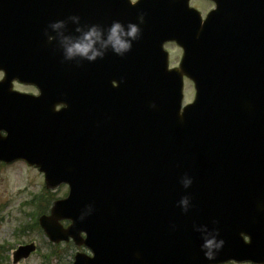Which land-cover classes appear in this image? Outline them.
<instances>
[{
    "label": "water",
    "instance_id": "95a60500",
    "mask_svg": "<svg viewBox=\"0 0 264 264\" xmlns=\"http://www.w3.org/2000/svg\"><path fill=\"white\" fill-rule=\"evenodd\" d=\"M51 1L0 0V162L69 186L39 218L49 239L91 250L74 264H264V0H214L199 28L188 10L146 20L127 0ZM117 22L138 27L129 51L65 59L61 33L75 42ZM168 41L183 48L179 67ZM185 76L196 97L182 109ZM36 249L20 245L13 263Z\"/></svg>",
    "mask_w": 264,
    "mask_h": 264
},
{
    "label": "rangeland",
    "instance_id": "374dc122",
    "mask_svg": "<svg viewBox=\"0 0 264 264\" xmlns=\"http://www.w3.org/2000/svg\"><path fill=\"white\" fill-rule=\"evenodd\" d=\"M171 64L180 58L178 46L169 45ZM33 90L30 87H22ZM184 103L194 99L195 89L186 79ZM44 174L23 161L0 163V264H13V252L19 245L35 242L37 250L20 264H73L78 250L73 243L55 244L39 225L41 210L47 205L39 199L47 195ZM55 199L67 196L69 187L61 185L49 190ZM48 211V210H47Z\"/></svg>",
    "mask_w": 264,
    "mask_h": 264
},
{
    "label": "clouds",
    "instance_id": "9594fccd",
    "mask_svg": "<svg viewBox=\"0 0 264 264\" xmlns=\"http://www.w3.org/2000/svg\"><path fill=\"white\" fill-rule=\"evenodd\" d=\"M76 19V18H73ZM142 19V18H141ZM63 21H56L50 25V28L54 32L64 27ZM138 33V27L135 24H131L125 29L120 23H114L105 34L103 29L98 26H91L87 31L83 32L82 37L75 42L70 41L68 38L63 37L61 33V42L64 45L65 59L73 60L76 58L88 60L93 62L98 58H103L105 52L111 48V50L118 54L123 55L131 49V41L134 40ZM105 35L107 39H104ZM53 36H49V40H53ZM192 179L187 175L182 178L181 183L185 188H188L192 184ZM189 201L187 197H182L179 201V205L187 211V205ZM223 244V241H216L213 237L212 241L205 239L202 245L206 258L209 260L214 257V250L218 249Z\"/></svg>",
    "mask_w": 264,
    "mask_h": 264
},
{
    "label": "flooded vegetation",
    "instance_id": "af4514ba",
    "mask_svg": "<svg viewBox=\"0 0 264 264\" xmlns=\"http://www.w3.org/2000/svg\"><path fill=\"white\" fill-rule=\"evenodd\" d=\"M48 2H52L51 0H48ZM54 2V1H53ZM188 5L187 9L184 5V3ZM129 7H134V10L139 11L141 13H144V18L146 20L150 19L151 17L147 14H150L155 12H178V11H187L189 12V15L191 14L194 18L195 15H198L196 20H192V24L199 27H204L205 22L210 14V12L216 7V3L213 0H127ZM49 5V3H47ZM137 4V5H136ZM47 9L50 10V8H56V6H48ZM55 5V4H53ZM51 11V10H50ZM50 16V15H49ZM47 18H49L47 16ZM51 19H59V17H51ZM202 25V26H201ZM68 32L70 33L69 28H67ZM77 31V30H76ZM169 45H175L177 44L175 42H167L165 43V48L169 51L170 54V63H171V50L168 48ZM179 48V47H178ZM180 49V48H179ZM183 51L180 49V58H182ZM179 64V61L177 64H170L171 67H175ZM4 73L0 70V81L3 77ZM30 87L33 90H27L22 87ZM13 88L17 91L23 92V93H29V94H38L39 90L35 85H29V84H23L20 81H14ZM61 107V106H59ZM246 240L249 241V238L246 237ZM238 243V241H237ZM238 248V247H237ZM223 264H257L256 262L252 260H232Z\"/></svg>",
    "mask_w": 264,
    "mask_h": 264
},
{
    "label": "trees",
    "instance_id": "16d2710c",
    "mask_svg": "<svg viewBox=\"0 0 264 264\" xmlns=\"http://www.w3.org/2000/svg\"><path fill=\"white\" fill-rule=\"evenodd\" d=\"M54 199H55V197L51 194L50 191H47V195H46L45 197H41V198L39 199L40 203H41L42 201H46V202H47V205L44 207L43 210H41V213H46L47 210L50 209V207H51V205H52Z\"/></svg>",
    "mask_w": 264,
    "mask_h": 264
}]
</instances>
